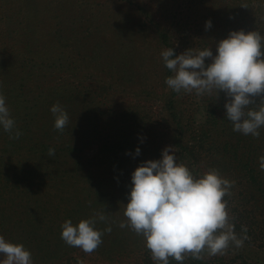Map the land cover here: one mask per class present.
I'll use <instances>...</instances> for the list:
<instances>
[{"label": "trees", "instance_id": "16d2710c", "mask_svg": "<svg viewBox=\"0 0 264 264\" xmlns=\"http://www.w3.org/2000/svg\"><path fill=\"white\" fill-rule=\"evenodd\" d=\"M240 30L264 35V0H0V93L22 133L9 139L0 127V235L33 264H155L144 238L119 224L132 173L172 147L195 177L214 168L234 181L225 199L235 232L249 237L183 264H264V127L258 139L234 132L223 92L172 91L160 55L215 56ZM56 103L69 116L63 133ZM96 213L106 216L96 228L111 232L91 255L61 239L64 221Z\"/></svg>", "mask_w": 264, "mask_h": 264}, {"label": "clouds", "instance_id": "9594fccd", "mask_svg": "<svg viewBox=\"0 0 264 264\" xmlns=\"http://www.w3.org/2000/svg\"><path fill=\"white\" fill-rule=\"evenodd\" d=\"M211 27V21H206L205 30ZM160 55L172 73L165 80L168 88L197 96L215 92L217 98L225 93L226 119L233 131L260 137L259 130L264 127V35L257 30L232 31L216 44L215 56L210 47L189 49L180 55L167 48ZM206 59L211 62L206 64ZM50 111L54 129L63 133L69 123L67 112L59 103ZM0 127L9 133V139L22 135L2 93ZM135 154L140 155L139 148ZM48 156H55L54 148H49ZM161 156L160 160L141 163L132 173L128 203L123 205L125 220L119 227L144 238L155 264H170V259L183 264L189 257L200 260L205 254L222 256L230 247H243L249 239L247 228L241 226L244 235L235 232L234 217L225 199L231 195L234 181L214 168L195 177L185 163H177L175 148L166 147ZM258 159L264 171V155ZM96 217L106 220L103 213H96L76 225L64 221L60 225L61 239L91 255L103 243L104 232H111V227L98 230ZM0 256V264H33L32 254L23 244L7 241L2 235ZM77 264L85 262L78 260Z\"/></svg>", "mask_w": 264, "mask_h": 264}]
</instances>
